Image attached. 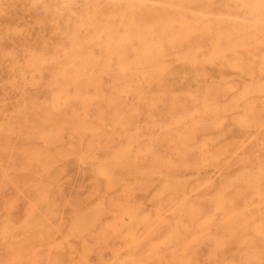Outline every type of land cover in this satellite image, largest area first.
<instances>
[{"label":"rangeland","instance_id":"rangeland-1","mask_svg":"<svg viewBox=\"0 0 264 264\" xmlns=\"http://www.w3.org/2000/svg\"><path fill=\"white\" fill-rule=\"evenodd\" d=\"M263 38L264 0H0V264H264Z\"/></svg>","mask_w":264,"mask_h":264},{"label":"bare ground","instance_id":"bare-ground-1","mask_svg":"<svg viewBox=\"0 0 264 264\" xmlns=\"http://www.w3.org/2000/svg\"><path fill=\"white\" fill-rule=\"evenodd\" d=\"M184 13V12H183ZM202 17V16H201ZM264 39V38H263ZM172 42V41H171ZM171 45V44H170ZM216 47V46H215ZM179 48H181V46L180 47H177L176 49H179ZM196 49H197V55L195 54L194 56H196V58H195V62H196V64L197 65H200V67H202L203 66V64H204V62H203V60H202V58H200L199 57V55H198V53L199 52H201L202 51V49H203V47L202 46H199V45H197L196 46ZM216 49V48H215ZM189 50V49H188ZM190 50H191V47H190ZM221 52V51H220ZM224 54L227 52V51H222ZM221 52V53H222ZM158 53V52H157ZM228 53V52H227ZM224 54H222V55H224ZM233 54V53H232ZM213 55V54H212ZM214 56V55H213ZM218 56V55H217ZM220 56V55H219ZM206 60H207V58H205ZM222 58H220L219 60H221ZM228 59H230V58H228ZM227 59V60H228ZM184 62H186L187 64L189 63L190 64V62H191V58H187V59H182ZM205 60V61H206ZM224 60V59H223ZM226 60V59H225ZM238 60V58L236 59V61ZM209 61H210V59H209ZM232 62H233V60H231ZM235 59H234V64H236L235 62ZM182 62V61H181ZM226 64V66H227V61L225 62ZM239 63V62H238ZM131 64H133V63H131ZM222 64V63H221ZM233 64V63H232ZM232 64L231 65H228L229 67L230 66H232ZM233 64V65H234ZM222 66V65H221ZM223 66H224V61H223ZM228 67V68H229ZM152 68H155L156 70H157V74H167V72H168V65H167V63H166V61H165V59H157V61H155L154 63H152V64H150V66H146L145 68H144V73L143 74H152ZM225 69V68H224ZM229 69H233V67L232 68H229ZM258 71H260V70H258ZM261 72V71H260ZM262 72H263V70H262ZM261 72V73H262ZM201 73V72H200ZM202 73H204V72H202ZM257 99V98H256ZM260 100V99H259ZM259 100H257V101H259ZM261 102H263V100H260V102L259 103H261ZM253 118V117H252ZM236 125V124H235ZM240 125V124H239ZM239 125H236V126H239ZM242 125V124H241ZM248 130V129H247ZM254 137V136H253ZM235 141V140H234ZM242 148V147H241ZM223 151V150H222ZM113 224V223H112ZM106 226V225H105ZM99 234V233H98ZM174 234H176V233H174ZM112 236H113V234H112ZM84 259V258H83ZM146 263L147 264H157L156 262H155V259H154V257H152V258H147L146 260Z\"/></svg>","mask_w":264,"mask_h":264}]
</instances>
